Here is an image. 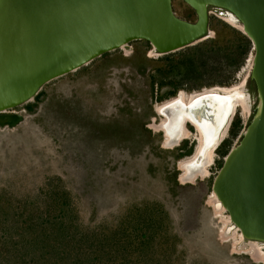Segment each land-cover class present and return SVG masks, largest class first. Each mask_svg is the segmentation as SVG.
<instances>
[{
  "label": "rangeland",
  "instance_id": "rangeland-1",
  "mask_svg": "<svg viewBox=\"0 0 264 264\" xmlns=\"http://www.w3.org/2000/svg\"><path fill=\"white\" fill-rule=\"evenodd\" d=\"M171 6L177 16L195 19L184 1ZM208 10L210 34L199 41L223 37L215 50L221 65L194 82L230 73L227 85L248 92L245 107L232 115L241 123L238 134L227 129L223 137L230 148L257 100L248 77L251 42L224 41L245 34L221 9ZM122 46L48 80L4 111L19 118L0 124V264H264V254L254 258L232 248L241 233L208 199L223 158L216 147L208 175L188 182L180 163L188 149L193 153L198 129L185 124V138L164 144L156 108L181 90H199L181 88L159 100L169 86L150 80L165 53L153 52L144 39Z\"/></svg>",
  "mask_w": 264,
  "mask_h": 264
},
{
  "label": "water",
  "instance_id": "water-1",
  "mask_svg": "<svg viewBox=\"0 0 264 264\" xmlns=\"http://www.w3.org/2000/svg\"><path fill=\"white\" fill-rule=\"evenodd\" d=\"M182 1L193 9V21L177 16L171 0H0V124L14 123L18 113L3 112L48 80L135 39L157 54L193 44L210 34L208 7L225 10L251 42L248 77L257 100L211 190L244 238L264 241V0ZM213 94L201 98L204 108ZM195 112L196 123L206 117L201 108Z\"/></svg>",
  "mask_w": 264,
  "mask_h": 264
},
{
  "label": "bare ground",
  "instance_id": "bare-ground-1",
  "mask_svg": "<svg viewBox=\"0 0 264 264\" xmlns=\"http://www.w3.org/2000/svg\"><path fill=\"white\" fill-rule=\"evenodd\" d=\"M220 14L227 16L229 20L237 23L239 29L241 30L242 25L231 13L221 9ZM152 51L154 52V49H152ZM209 92L214 94L211 99H209L210 102H207L209 107L204 108L205 102L201 101L203 100L201 98L206 96ZM216 93L227 95V97L225 98L224 96L217 95ZM246 99V94H244L241 88L236 85L229 87L215 86L211 88H204L195 93H186L181 90L175 98L156 108L159 114L164 118L161 123V128L165 136L164 144L167 147L177 145L181 139L185 138L189 134L185 128V124L191 123L198 129L197 131H199V135L196 138L197 145L195 146L192 155L184 160L187 164H189V166H184V161H181L180 163V167L183 172L181 179L183 181H191V179L195 177L208 175V166L213 161L214 148L219 144V139L225 135L228 119L234 113L236 106L242 105L245 107L244 104ZM196 108H201V111L204 110V115H206V117H204L201 114L198 123H196V121L191 117V114H196ZM244 110L246 109L244 108ZM208 199L212 202L216 200L215 206L223 209L213 191L209 195ZM228 221H230V219H228ZM233 227L238 229L235 225H233ZM220 231L221 233L223 232V230ZM240 238L241 242L233 243V249L239 250L240 252L254 258L262 257L264 254L262 251L264 241L248 239L254 243L250 242L248 244L243 240L242 234L240 235Z\"/></svg>",
  "mask_w": 264,
  "mask_h": 264
},
{
  "label": "trees",
  "instance_id": "trees-1",
  "mask_svg": "<svg viewBox=\"0 0 264 264\" xmlns=\"http://www.w3.org/2000/svg\"><path fill=\"white\" fill-rule=\"evenodd\" d=\"M231 39H234L235 42L239 44L243 43L245 44V46L249 45V41L246 35H232L230 37L224 38V41H230ZM219 40L222 41L223 37L220 35H214V37L212 38H208L194 43L190 46H186V51L181 52V54L179 55L178 51H173L174 53L168 52L159 57L158 59L163 60L164 64L156 66L153 69V73H151L150 83L155 82L158 86L167 84L169 86V89H167L163 94H160L158 96V99L160 100L165 97H172L175 95V92L181 88H184L187 91H191L190 89L197 88L195 90L200 91V89L202 88L211 87L218 84L219 86H231L232 84L227 85V83H229L231 79L230 73H228L227 75H223V78L214 76L211 81H205L202 83L200 82L198 86L194 82L196 78L202 76V73L206 71L216 72L218 68H220L221 60L219 59V55L216 52L221 49V46H217V42H219ZM222 55L225 60L229 58V53L227 52L222 53ZM143 70L144 67L142 69H138V71L140 72H142ZM188 80H193L194 84L187 85ZM250 80L252 81V79ZM240 127L241 123L239 122V118L237 116L233 117L228 128V133L230 134V136L235 137L238 134ZM229 140L230 139L228 138H223L216 146V149L220 155L224 156L228 151ZM191 153L190 149H188L184 154L191 156Z\"/></svg>",
  "mask_w": 264,
  "mask_h": 264
},
{
  "label": "flooded vegetation",
  "instance_id": "flooded-vegetation-1",
  "mask_svg": "<svg viewBox=\"0 0 264 264\" xmlns=\"http://www.w3.org/2000/svg\"><path fill=\"white\" fill-rule=\"evenodd\" d=\"M223 12V11H222ZM220 13V12H219ZM190 125V124H189Z\"/></svg>",
  "mask_w": 264,
  "mask_h": 264
}]
</instances>
